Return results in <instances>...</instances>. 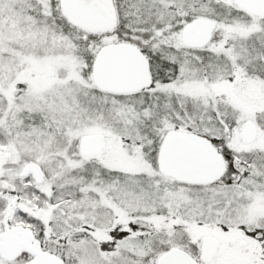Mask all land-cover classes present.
Instances as JSON below:
<instances>
[{
    "label": "snow or ice",
    "instance_id": "obj_1",
    "mask_svg": "<svg viewBox=\"0 0 264 264\" xmlns=\"http://www.w3.org/2000/svg\"><path fill=\"white\" fill-rule=\"evenodd\" d=\"M0 264H264V0H0Z\"/></svg>",
    "mask_w": 264,
    "mask_h": 264
}]
</instances>
